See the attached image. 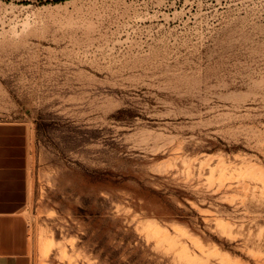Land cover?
Returning <instances> with one entry per match:
<instances>
[{"label": "rangeland", "instance_id": "rangeland-1", "mask_svg": "<svg viewBox=\"0 0 264 264\" xmlns=\"http://www.w3.org/2000/svg\"><path fill=\"white\" fill-rule=\"evenodd\" d=\"M0 123L33 264H264V0H0Z\"/></svg>", "mask_w": 264, "mask_h": 264}, {"label": "crops", "instance_id": "crops-1", "mask_svg": "<svg viewBox=\"0 0 264 264\" xmlns=\"http://www.w3.org/2000/svg\"><path fill=\"white\" fill-rule=\"evenodd\" d=\"M30 197L27 127L0 123V264H33Z\"/></svg>", "mask_w": 264, "mask_h": 264}, {"label": "bare ground", "instance_id": "bare-ground-1", "mask_svg": "<svg viewBox=\"0 0 264 264\" xmlns=\"http://www.w3.org/2000/svg\"><path fill=\"white\" fill-rule=\"evenodd\" d=\"M47 245H49V244H47ZM50 246V245H49ZM47 248L49 249V247L47 246L45 249L47 250ZM46 252V251H45Z\"/></svg>", "mask_w": 264, "mask_h": 264}]
</instances>
